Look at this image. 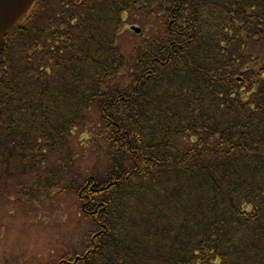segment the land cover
<instances>
[{"label":"trees","instance_id":"1","mask_svg":"<svg viewBox=\"0 0 264 264\" xmlns=\"http://www.w3.org/2000/svg\"><path fill=\"white\" fill-rule=\"evenodd\" d=\"M59 190L95 227L52 264H264V0H34L0 51V201Z\"/></svg>","mask_w":264,"mask_h":264},{"label":"rangeland","instance_id":"2","mask_svg":"<svg viewBox=\"0 0 264 264\" xmlns=\"http://www.w3.org/2000/svg\"><path fill=\"white\" fill-rule=\"evenodd\" d=\"M85 137L81 141L83 147L77 143L84 174L93 165H100L95 156L99 151L97 145L92 137ZM94 227L90 216L82 213L80 201L72 192L52 191L34 200H19L15 196L2 199L0 264H52L63 255L83 251L88 233Z\"/></svg>","mask_w":264,"mask_h":264},{"label":"water","instance_id":"3","mask_svg":"<svg viewBox=\"0 0 264 264\" xmlns=\"http://www.w3.org/2000/svg\"><path fill=\"white\" fill-rule=\"evenodd\" d=\"M34 0H0V51L4 49L8 34H13L19 21L24 17ZM135 33L140 32V28L132 25L130 27Z\"/></svg>","mask_w":264,"mask_h":264}]
</instances>
